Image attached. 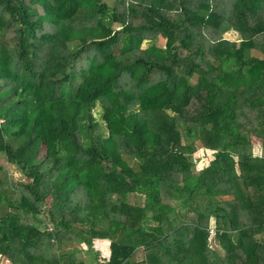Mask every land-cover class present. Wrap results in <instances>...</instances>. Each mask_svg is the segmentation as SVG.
<instances>
[{
    "label": "trees",
    "instance_id": "16d2710c",
    "mask_svg": "<svg viewBox=\"0 0 264 264\" xmlns=\"http://www.w3.org/2000/svg\"><path fill=\"white\" fill-rule=\"evenodd\" d=\"M0 264H264V0H0Z\"/></svg>",
    "mask_w": 264,
    "mask_h": 264
},
{
    "label": "rangeland",
    "instance_id": "374dc122",
    "mask_svg": "<svg viewBox=\"0 0 264 264\" xmlns=\"http://www.w3.org/2000/svg\"><path fill=\"white\" fill-rule=\"evenodd\" d=\"M114 27H116V26H114ZM221 38L224 39V40L230 41V42H236L237 39H238V36L232 30H227V31H225L221 35ZM157 44H160L161 45V41H158ZM250 144H251V148H252L251 149L252 155H256V156L259 155L260 156L261 155V148H260L259 142H257L256 140H254V138H251ZM198 152H199V150H198ZM202 164H203L202 162H198L196 164V167L195 168L196 169L200 168L202 166ZM6 171H7V174L12 177V179L17 180V179L20 178L19 175H18V173L15 171V169L12 166L7 165L6 166ZM48 204H49V199L46 198V200L44 201V207L42 208V211L43 210L45 211L47 209ZM211 224H212V222L210 221V223H209L210 228H211ZM210 238H211V236H210ZM209 241H210V239H209ZM100 243L102 245V242H100ZM103 243L105 245H107V243H105V242H103ZM96 244H98V243H96ZM74 246L75 247H78L79 249H81V246L80 245H74ZM211 246H212V243H211ZM68 248H70V246ZM95 248H96V252L98 253V255L102 257L103 254H104V252L102 250V246L99 247V248H98V246H96ZM140 257H141L140 253H137L136 257H134V260H139Z\"/></svg>",
    "mask_w": 264,
    "mask_h": 264
},
{
    "label": "crops",
    "instance_id": "0c3cea01",
    "mask_svg": "<svg viewBox=\"0 0 264 264\" xmlns=\"http://www.w3.org/2000/svg\"><path fill=\"white\" fill-rule=\"evenodd\" d=\"M253 156H256V155H253ZM259 155H257V157H258ZM102 242V245H101V243L99 242L98 243V248L99 247H101L102 246V250H103V252H104V248L106 247V245L103 243V242H105V241H101ZM106 243V242H105Z\"/></svg>",
    "mask_w": 264,
    "mask_h": 264
}]
</instances>
